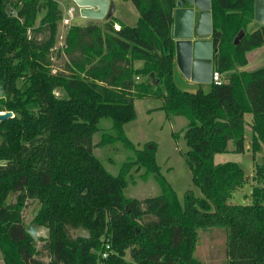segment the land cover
<instances>
[{"label":"trees","instance_id":"16d2710c","mask_svg":"<svg viewBox=\"0 0 264 264\" xmlns=\"http://www.w3.org/2000/svg\"><path fill=\"white\" fill-rule=\"evenodd\" d=\"M120 1L136 9L134 25L115 29L110 17L100 27L69 26L61 48L67 62L54 70L56 0H0V112L12 114L0 121L3 264H202L194 256L198 230L209 228L224 230V264H264V161H253L248 180L235 163H212L228 142L233 153L244 152L246 117L251 159L264 152V66L239 71L245 54L264 45V25L245 31L252 0H210L212 71L225 77L193 93L173 81L174 0ZM154 97L166 117L187 121L182 157L201 197L187 190L179 202L159 174L154 147L135 150L122 134L135 118L134 99ZM101 119L112 122L115 136L102 134L93 145ZM115 140L135 158L112 176L92 149ZM132 163L145 169L142 180L153 175L160 195L123 197ZM245 186L250 202L231 204ZM9 194L13 201L5 205ZM27 201L39 205L32 223L47 233L37 249L22 224ZM78 228L87 239L74 237Z\"/></svg>","mask_w":264,"mask_h":264},{"label":"rangeland","instance_id":"374dc122","mask_svg":"<svg viewBox=\"0 0 264 264\" xmlns=\"http://www.w3.org/2000/svg\"><path fill=\"white\" fill-rule=\"evenodd\" d=\"M56 2L61 12V18H63L66 9L72 8L74 10L68 26H63L60 22L57 23L55 46L54 50L51 52L50 62L52 68L54 70H62L67 59L62 53L61 48L68 27L73 25L80 26L83 23L85 24L81 26L88 24H98L101 26L102 23H98L99 20L80 18L77 8L70 0H56ZM117 9V14H114L115 17L123 25L133 26L137 17V11L133 5L130 2H125L121 3ZM8 10L9 7L7 6L6 11ZM40 15L41 13L37 15L35 26L38 25ZM250 24L254 26L253 30L260 26L254 21ZM60 34L62 37L59 36ZM252 52L246 55L248 63L240 69L243 68L247 71L264 66V45ZM254 53L257 54L256 58H253ZM257 61H260V64L255 65ZM224 77L225 75H221L220 80H223ZM173 81L182 91L189 93H193L198 89L203 92L208 91V85L191 83L184 79L177 71L173 74ZM55 95L61 97L62 93L56 90ZM161 105L162 100L160 98L134 99L133 106L135 118L122 126V134L125 139L133 145L135 150L144 149V146L147 148L154 147V162L158 167L159 174L169 184L179 202H182V195L187 190L192 191L195 197H201L199 190L192 186L190 182V171L182 157V154L187 151L185 141L182 138V133L186 128L187 121L179 116L166 117L164 113L159 110ZM248 121L249 119L246 117L243 125L244 152L242 154L233 153L232 144L228 142L226 151L224 153L215 154L212 159L213 164H223L226 162L237 164L244 171L247 180L252 174L253 161H264V152L255 154L254 159H251ZM97 128L98 131L92 136L91 143L93 145H96V143L100 141L102 134L115 136V132L112 129V122L109 119L99 120ZM92 154L100 162L103 169L112 176H116L119 173L123 163L133 162L135 158L133 150L126 149L120 140L112 141L102 147H94L92 149ZM144 173L145 169L143 167H136L132 163L129 172L125 175L126 187L122 192L124 198L143 200L160 195L159 186L154 181L153 175L147 174L146 178L142 180L141 176ZM248 186L238 191L237 195L233 196L229 202L231 204H248L250 202ZM13 198L14 195L9 194L5 201V205L12 202ZM38 209L39 205L34 201H27L25 203L21 212L22 224L25 228L36 225L32 223V218L35 216ZM46 235L47 233L43 228L36 227V239L33 240V246L36 249L42 244L38 239H43ZM224 240V230L221 228L198 230V240L194 256L197 257L202 264H224ZM125 260H128V256H125ZM0 264H3L1 255Z\"/></svg>","mask_w":264,"mask_h":264},{"label":"water","instance_id":"95a60500","mask_svg":"<svg viewBox=\"0 0 264 264\" xmlns=\"http://www.w3.org/2000/svg\"><path fill=\"white\" fill-rule=\"evenodd\" d=\"M70 1L82 19L106 21L114 10L113 3L108 0ZM252 21L260 26L264 25V0H252ZM210 35V0H174L171 25L174 64L180 75L191 83L210 84L212 54L216 52V49H212L210 39H207ZM238 36L235 37L234 43L241 37ZM150 76L152 77V74ZM2 92L3 86L0 83V98ZM11 116L8 111L0 112V121ZM36 227L37 225H31L25 228L32 240L36 239ZM74 237L87 239L88 232L78 228Z\"/></svg>","mask_w":264,"mask_h":264},{"label":"crops","instance_id":"0c3cea01","mask_svg":"<svg viewBox=\"0 0 264 264\" xmlns=\"http://www.w3.org/2000/svg\"><path fill=\"white\" fill-rule=\"evenodd\" d=\"M108 1H109V2H112V3H113V6H114V10H113V13H112V15H111V18L116 22V23H114V28L117 29V23H121V22L115 17L114 14H117V11H118L117 8H118L119 5H121V3L129 2V1H124V2H123V1H120V0H108ZM136 18H137V17H136ZM106 21H107V20H106ZM135 21H136V20H135ZM104 22H105L104 20H99V21H98V23H102V24H103ZM84 24H85V23H83V24H81V25H84ZM81 25H80V26H81ZM95 25L99 26L98 24H95ZM75 26H77V25H75ZM101 26H102V25H101ZM99 27H100V26H99ZM253 27H254V26H253L252 24L249 23V24L247 25L245 31H246L247 33H250V32L253 31ZM239 32H240V33H239ZM239 32H238L237 35H236V36L239 35L238 37H240V36L243 34L242 31H239ZM59 33H60V32H59ZM170 35H171V34H170ZM59 36H61V34H60ZM61 37H62V36H61ZM238 37H237V38H238ZM60 39H61V38H60ZM171 39H172V37H171ZM207 39H210V37H207ZM172 41H174V40L172 39ZM256 49H257V48H256ZM256 49H254V50H256ZM254 50H251V51L247 52V53L245 54V57H246V55H248L249 53H251V52L254 51ZM252 53H253V52H252ZM256 57H257V54L254 53V57H253V58H256ZM247 63H248V60H247V57H246V64H247ZM256 64H260V61H257V62L255 63V65H256ZM138 65H139V63H136V64H135V66H138ZM245 66H246V65H245ZM257 66H259V65H257ZM243 67H244V66H243ZM260 67H261V66H260ZM252 68H253V67H252ZM256 68H257V67H256ZM256 68H255V69H256ZM255 69H254V70H255ZM175 70L177 71L176 67H175ZM239 71H246V70H244L243 68H242V69L239 68ZM247 71H251V70H247ZM177 72H178V71H177ZM139 80H142V78H139ZM160 107H161V106H160ZM160 107H159V108H160ZM133 108H134V106H133ZM159 110H160V109H159ZM250 155H251V154H250ZM243 172H244V171H243ZM197 240H198V239H197ZM196 244H197V242H196ZM195 247H196V246H195ZM194 252H195V251H194Z\"/></svg>","mask_w":264,"mask_h":264},{"label":"built area","instance_id":"2783aa9c","mask_svg":"<svg viewBox=\"0 0 264 264\" xmlns=\"http://www.w3.org/2000/svg\"><path fill=\"white\" fill-rule=\"evenodd\" d=\"M73 11L74 10L72 8H68V9L65 10V14H64L63 18L60 19L61 25H63V26H68L69 25L70 19L72 18ZM135 80H138V78L136 77ZM210 82L215 84V85H219V83H220L219 74L212 71L211 75H210ZM107 250H109V246H108L107 242H105L104 251L100 254L101 258H105L106 257Z\"/></svg>","mask_w":264,"mask_h":264}]
</instances>
